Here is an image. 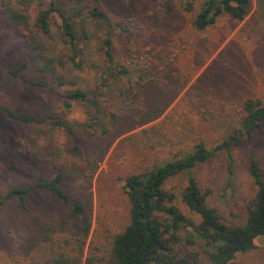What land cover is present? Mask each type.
Returning <instances> with one entry per match:
<instances>
[{
    "label": "rangeland",
    "instance_id": "rangeland-1",
    "mask_svg": "<svg viewBox=\"0 0 264 264\" xmlns=\"http://www.w3.org/2000/svg\"><path fill=\"white\" fill-rule=\"evenodd\" d=\"M16 1L12 0L19 4ZM183 1L191 3L190 11L183 10ZM203 1L29 0V23L18 26L9 23L0 10V104L17 113L47 117L72 130L67 134L48 123L23 126L0 114V195L29 186L39 177L50 180L60 174L59 185L71 200L89 201L90 225L82 259L90 253L100 260L96 264H110L111 237L127 223L126 177L181 158L198 141L206 149L213 148L237 135L244 100L264 104V0H250L249 11L240 21L222 15L205 29L195 30L191 22ZM49 2L68 11L81 9L82 18L72 24L86 60L80 71L56 67L54 74L85 90L110 86L107 97L114 100L112 112L117 109L120 116L149 107L160 113L158 119L121 135L101 151L100 140L85 131L88 108L72 103L64 110L61 96L68 87H55L52 76L34 67L29 31L38 11ZM94 6L107 16L109 27L83 17ZM51 16L52 37L43 40V58L58 59L64 53L60 21L56 14ZM106 33L113 64L126 70L125 77L112 80L101 75L106 65L100 48ZM23 64L29 67L19 72L20 79L44 81L52 91L26 86L6 73ZM126 82L137 94L130 104L116 97ZM128 135L134 137L124 140ZM238 139L236 145L217 152L191 172L198 186L208 191L206 205L223 223L241 221L256 192L247 172L249 159L264 184V122L249 138ZM185 186V174L164 185L176 194L175 206L186 221L174 250L192 262L201 258L204 247L193 230L200 219L179 197ZM25 202L26 212H20L14 201L0 207V264H24L32 240L26 228L30 217L56 229L59 240H69L77 229L68 215V204L51 199L44 189L33 190ZM252 244L248 252L235 255L234 264H264V236Z\"/></svg>",
    "mask_w": 264,
    "mask_h": 264
},
{
    "label": "trees",
    "instance_id": "trees-1",
    "mask_svg": "<svg viewBox=\"0 0 264 264\" xmlns=\"http://www.w3.org/2000/svg\"><path fill=\"white\" fill-rule=\"evenodd\" d=\"M18 1L19 4L15 5L12 0H0V10L12 25H28L26 8L29 0L16 2ZM181 6L184 11L191 10L190 2L183 1ZM249 7L250 0H204L191 25L195 30H203L222 15L240 21L248 13ZM52 14H56L59 18V36L64 49V53L58 59L43 58V40L52 37L50 31ZM84 15L85 19L110 26L107 16L96 6ZM81 18V9L72 8L68 11L49 2L46 9L36 14L32 30L29 31L28 41L30 50L35 54L36 71L52 76L55 87L61 89L68 87L61 96L62 108L68 110L72 103L88 108L85 112V131L100 140L101 151H104L121 135L158 119L160 113L146 107L144 111L136 110L129 116L127 114L120 116L117 109L116 112H112L116 106L114 100L111 102V98L107 97L106 93L110 86L100 84L85 90L74 81H66L62 76L54 74L56 67L69 66L70 69L80 71L86 62L82 42L80 43V40L76 38L72 24V21ZM115 25L120 28L119 24ZM100 50L106 65L101 75L106 74L113 80L128 74L124 68L117 69L113 64L108 33L102 40ZM28 67V64H23L13 70H7L6 73L20 79L19 72ZM20 81L29 87L52 91L51 86L44 81L24 78ZM126 85L128 86L125 88ZM101 87L105 89L102 90ZM134 91V87L126 82L123 90H118L116 97L130 104L137 99ZM103 96L106 98H102ZM240 113L237 135H230L211 149H206L203 143L198 141L193 149L181 158L167 161L146 172L125 178L123 190L127 204V223L121 232L111 237L108 248L110 264H234L233 259L236 254L248 252L253 247V240L264 236V184L258 167L252 159L248 160L247 172L256 187V192L247 203L243 218L239 222H221L214 210L206 205L205 198L208 191L200 188L191 175L194 167L205 163L217 152L226 151L229 147L236 145L240 136L249 138L264 122V104L258 100H244L240 105ZM0 114L7 121L23 126L48 123L62 128L67 134L72 132L70 127L47 117L40 118L33 114L17 113L1 104ZM133 137L128 135L124 140H130ZM179 174L186 175V186L179 195L181 202L200 219L193 230L195 236L203 242L204 248L201 251V258H192V262L177 255L174 250L180 242L179 233L186 225V221L175 206L176 194L164 187L167 180ZM60 181V174L50 180L39 177L29 186L11 188L0 195V207L14 201L20 212H26L25 198L35 189H44L51 199L68 204V215L78 224L69 240H59L55 237L56 229L42 224L35 217H30L26 228L32 233V240L28 245L24 264H96L100 261L90 253L82 259V250L90 225L89 201L88 199L84 202L71 200L69 193L59 185ZM185 242L191 244L189 239H185Z\"/></svg>",
    "mask_w": 264,
    "mask_h": 264
}]
</instances>
